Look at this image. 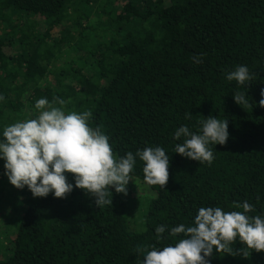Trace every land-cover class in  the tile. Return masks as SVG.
<instances>
[{
	"label": "trees",
	"instance_id": "obj_1",
	"mask_svg": "<svg viewBox=\"0 0 264 264\" xmlns=\"http://www.w3.org/2000/svg\"><path fill=\"white\" fill-rule=\"evenodd\" d=\"M89 38L96 42L82 51L81 67L43 64L57 55L44 42L62 49ZM241 65L253 81L227 80ZM261 89L264 0H0V139L5 126L38 115V99L59 98L65 104L56 106L65 112H91L90 126L108 136L117 157L159 146L170 159L162 188L145 183L144 162L136 157L131 176L151 195L138 216L141 231L129 229L114 188L112 205L97 206L79 188L61 199L33 197L25 186L8 239L11 254L0 264H141L145 247L184 238L171 236V227L192 226L200 207L243 211L236 205L247 201L254 208L249 215L264 216ZM235 92L244 93L249 106L235 103ZM210 115L227 120L229 132L226 144L209 145L212 163L176 153L184 138L175 139V131L188 126L200 132ZM3 165L0 181L8 179ZM68 181L74 185L71 174ZM160 225L166 231L158 240ZM231 247L235 255L214 249L210 264H264V251L238 239Z\"/></svg>",
	"mask_w": 264,
	"mask_h": 264
},
{
	"label": "clouds",
	"instance_id": "obj_2",
	"mask_svg": "<svg viewBox=\"0 0 264 264\" xmlns=\"http://www.w3.org/2000/svg\"><path fill=\"white\" fill-rule=\"evenodd\" d=\"M195 63L202 58L194 57ZM254 74L247 66H237L227 75V80L240 85L253 81ZM258 104L264 108V89L260 92ZM234 102L242 107L249 106L246 95L233 94ZM65 101L47 98L35 102L38 115L5 126L0 139V159L4 160L5 175L18 189L25 186L33 197H47L53 193L55 198H65L79 188L95 197L97 206L112 205V191L127 195V185L138 156L144 162V181L149 186L165 188L169 179L170 159L162 147H145L134 155L128 152L117 157L107 135L99 127L89 124L90 111L65 112ZM186 118H188L186 116ZM200 132L190 131L188 126L179 127L174 138L182 143L175 145V152L199 163H212L214 153L210 144H226L229 132L227 120L208 116L201 122ZM74 178V185L68 175ZM236 208L243 211H225L221 207H200L192 226L179 224L171 227L173 237L183 234L174 245L162 248L145 247L141 264H210L208 257L213 250L217 253L235 255L231 247L239 240L248 249L264 251V216L249 215L253 205L244 201ZM166 227L157 226V239L165 233ZM138 252L141 249H137ZM245 256L247 253L243 249Z\"/></svg>",
	"mask_w": 264,
	"mask_h": 264
},
{
	"label": "rangeland",
	"instance_id": "obj_3",
	"mask_svg": "<svg viewBox=\"0 0 264 264\" xmlns=\"http://www.w3.org/2000/svg\"><path fill=\"white\" fill-rule=\"evenodd\" d=\"M15 14L19 15L18 17H20L21 14L25 15L24 13L21 12H17ZM92 19L94 20L93 17H91V20ZM29 26H30L29 24L26 25L25 23V30L26 27ZM42 28L43 26H41V29ZM56 29L59 30L57 27ZM95 42L96 40L92 43L91 38H89L88 40L86 39L82 40L79 44L76 45L66 44L62 49L61 46H59L58 49L57 44L46 45L45 42L44 43L42 42L43 45H45V49H48L47 51L53 52V50H57V55L54 56L53 54L52 55L53 57L52 58L50 57L49 60L44 58L43 64H45V62L52 64L53 65L52 70L54 69L69 70L71 68L81 67L85 61L80 57L82 51L87 49L92 44H95ZM8 51L11 52L9 48ZM30 51L25 50V52H30ZM37 52L40 53V51ZM3 161H4L3 159H0V166L3 163ZM132 179L133 180H130L128 185L126 186L128 190L127 195H124L123 193H119V194H120V199L125 205V212L127 214V225L129 229L134 231H141L143 229V218L140 217L138 218V216L139 214L141 216L142 211L143 213H145L148 200L151 198V195L149 193H146L147 189L144 185L139 183L136 179L134 178ZM7 180L8 179H6V181H0V239L2 240V244L3 245L5 244V246H3L0 243V248H1L0 259H5L7 256L11 254L12 243L11 242L9 243L8 239L13 237L14 228L17 223V218H19V211L22 207L21 199L24 197V192H25L24 191L25 188L18 189Z\"/></svg>",
	"mask_w": 264,
	"mask_h": 264
}]
</instances>
